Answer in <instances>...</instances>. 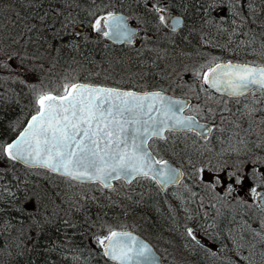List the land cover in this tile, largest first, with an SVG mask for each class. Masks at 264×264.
<instances>
[{
	"label": "snow or ice",
	"instance_id": "1",
	"mask_svg": "<svg viewBox=\"0 0 264 264\" xmlns=\"http://www.w3.org/2000/svg\"><path fill=\"white\" fill-rule=\"evenodd\" d=\"M0 89V264H264V0H0Z\"/></svg>",
	"mask_w": 264,
	"mask_h": 264
},
{
	"label": "trees",
	"instance_id": "2",
	"mask_svg": "<svg viewBox=\"0 0 264 264\" xmlns=\"http://www.w3.org/2000/svg\"><path fill=\"white\" fill-rule=\"evenodd\" d=\"M91 47V46H90ZM116 48H119L117 46H115ZM95 53L97 55V57H99L100 55V49L96 48L95 49ZM65 58H67L68 56L72 55L71 53L66 52L65 54ZM0 91H2V89H0ZM19 109L17 108L15 111H3L2 109H0V117H3L2 120H0V124H4L7 122L8 119L14 118L15 115L18 113ZM161 199H163V194H161ZM166 207V206H165ZM151 214V213H150Z\"/></svg>",
	"mask_w": 264,
	"mask_h": 264
},
{
	"label": "rangeland",
	"instance_id": "3",
	"mask_svg": "<svg viewBox=\"0 0 264 264\" xmlns=\"http://www.w3.org/2000/svg\"><path fill=\"white\" fill-rule=\"evenodd\" d=\"M179 95V94H177ZM129 223H131V220L129 221ZM141 235L146 238L147 240H149L150 242H152L153 244H157L158 248H162L163 246L158 244V242L153 238L152 235H150L148 232H141Z\"/></svg>",
	"mask_w": 264,
	"mask_h": 264
},
{
	"label": "flooded vegetation",
	"instance_id": "4",
	"mask_svg": "<svg viewBox=\"0 0 264 264\" xmlns=\"http://www.w3.org/2000/svg\"><path fill=\"white\" fill-rule=\"evenodd\" d=\"M117 47H120L119 45H116Z\"/></svg>",
	"mask_w": 264,
	"mask_h": 264
}]
</instances>
